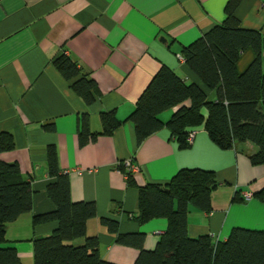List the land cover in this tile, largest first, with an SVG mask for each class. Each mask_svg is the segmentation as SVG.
I'll use <instances>...</instances> for the list:
<instances>
[{"label": "crops", "instance_id": "obj_1", "mask_svg": "<svg viewBox=\"0 0 264 264\" xmlns=\"http://www.w3.org/2000/svg\"><path fill=\"white\" fill-rule=\"evenodd\" d=\"M227 0H0V134L10 133L14 148L0 161L16 162L33 190L32 210L9 222L6 241L16 248L18 264H34L33 239L44 237L57 221L34 223L33 216L53 209L46 186V147L54 144L60 171H68L73 201H92L96 217L86 233L98 239L99 255L115 264H132L139 250L117 242L101 217L118 222V233L144 234L143 248L153 250L167 227L165 218L139 223L137 188L128 186L118 162L132 158L140 167L138 186L165 183L181 168L212 170L217 188L209 212L191 209L188 235L225 240L235 227L264 229V203L252 196L264 187V165L252 164V142L222 149L198 127L187 148H180L165 127L137 144L128 116L151 78L165 65L184 81L195 80L180 49L220 23ZM235 15L244 28L264 38V0H241ZM164 37L166 44L159 39ZM60 54L90 72L99 93L85 105L53 64ZM253 58L244 50L242 72ZM264 66V52L262 56ZM213 96L209 92V97ZM177 107L161 114L166 121ZM123 121L102 133L101 112ZM93 136L80 144L82 118ZM75 169H80L77 173ZM133 216V218H132ZM81 242V240H78Z\"/></svg>", "mask_w": 264, "mask_h": 264}, {"label": "trees", "instance_id": "obj_2", "mask_svg": "<svg viewBox=\"0 0 264 264\" xmlns=\"http://www.w3.org/2000/svg\"><path fill=\"white\" fill-rule=\"evenodd\" d=\"M240 1L227 0L223 20L181 47V57L195 80L184 81L165 65L151 78L127 118L137 144L165 127L180 148H187L189 131L202 127L222 149L252 142L257 149L249 155L250 162L264 165V38L260 31L241 26L235 15ZM248 48L253 58L238 72L237 61ZM53 64L85 105L95 101L99 91L90 72L66 54L57 56ZM175 107L164 121L161 114ZM101 119L103 134H111L123 122L113 110L101 112ZM92 136L83 117L79 143L85 144ZM13 148L12 135L1 133L0 151ZM46 153L48 174L54 178L47 184L46 194L54 207L34 215L33 222L58 224L49 235L33 239L34 264H115L99 255L97 237L86 233L87 221L97 215L94 202L71 199L68 174L58 168L56 146L47 145ZM117 168L127 185L137 188L135 219L139 223L159 217L167 221L155 248L146 250L143 233L120 234L116 220L100 218L108 230L118 234V243L139 250L132 264H264V229L235 227L219 241L209 235H188L190 210H211L210 195L217 188L212 170L181 168L165 183L138 186L122 164ZM253 196L264 203V187ZM32 203L31 183L19 165L0 161V264L19 263L16 248L1 244L6 241V225L30 212Z\"/></svg>", "mask_w": 264, "mask_h": 264}, {"label": "built area", "instance_id": "obj_3", "mask_svg": "<svg viewBox=\"0 0 264 264\" xmlns=\"http://www.w3.org/2000/svg\"><path fill=\"white\" fill-rule=\"evenodd\" d=\"M196 131H197V128H193V129H191V130L189 131V133H188V135H187V142H188V143H191V142L193 141V138H194V136H195V134H196ZM119 164H122L123 167L125 168V170H126L128 173L132 174V175H134L135 173H139V172L141 171V170H140V167H139L137 164H135V163L133 162V159H132V158H128V159L122 160V161L118 162L117 165H119ZM75 171H76L77 173H81V170H80V169H75ZM63 173L68 174V171H63ZM124 176H125V175H124ZM252 196H253V194H252L251 192H245V193L243 194V198H244L245 200L250 199ZM210 236H213V234L210 235Z\"/></svg>", "mask_w": 264, "mask_h": 264}, {"label": "water", "instance_id": "obj_4", "mask_svg": "<svg viewBox=\"0 0 264 264\" xmlns=\"http://www.w3.org/2000/svg\"><path fill=\"white\" fill-rule=\"evenodd\" d=\"M159 40H160L161 42H163L164 44H166V39H164V37H161Z\"/></svg>", "mask_w": 264, "mask_h": 264}]
</instances>
